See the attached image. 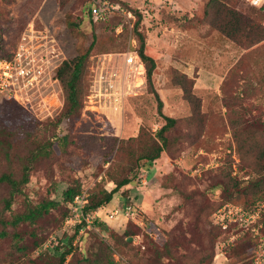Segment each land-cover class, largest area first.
Segmentation results:
<instances>
[{
  "label": "rangeland",
  "instance_id": "rangeland-1",
  "mask_svg": "<svg viewBox=\"0 0 264 264\" xmlns=\"http://www.w3.org/2000/svg\"><path fill=\"white\" fill-rule=\"evenodd\" d=\"M106 1L122 8L91 23L87 0H0V56L10 55L18 35L34 27L53 40L55 67L85 50L95 35L81 117L62 131L54 128L64 104L58 80L40 84L23 103L0 97V172L18 175L40 141H54L12 210L56 202L33 226L6 228L0 264H56L70 239L63 264L85 258H103V264L107 258L113 264H251L264 244V4ZM135 11L144 52L155 63L152 87L163 115L176 120L160 157L139 166L136 158L165 121L137 53ZM60 133H68L66 145L53 139ZM123 176L132 183L98 209L90 228L66 223L74 213L73 202L62 200L67 187L79 186L89 199ZM6 192L1 186L0 198ZM124 197L142 224L119 213L110 217ZM21 244L24 252L17 250Z\"/></svg>",
  "mask_w": 264,
  "mask_h": 264
},
{
  "label": "trees",
  "instance_id": "trees-1",
  "mask_svg": "<svg viewBox=\"0 0 264 264\" xmlns=\"http://www.w3.org/2000/svg\"><path fill=\"white\" fill-rule=\"evenodd\" d=\"M87 1L86 14L89 22L96 23L101 19L99 16L95 15V12L97 11L99 12L98 14H103L102 12L105 11L103 2L106 0ZM109 4L116 5L119 10L122 8L119 3L110 2ZM109 12L110 11L105 12L106 15ZM134 14L137 17V20L133 29L140 44L137 53L145 65L146 78L149 86L151 87V92L153 93L156 100L157 113L165 121L164 125L155 133L151 146L143 151L142 154H139L136 158L135 165L139 166L141 161H144L146 164L150 165L160 157V154L168 145V138L166 134L169 130L175 127L176 120L171 117H167L162 113L163 103L151 84V76L155 68V63L154 60L144 52V36L139 32L141 15L137 11H135ZM235 19L237 20L235 24H238V22L241 24L242 19ZM23 33L24 30L18 35L14 44V49L10 55L0 56V60H9L13 57V54L21 41ZM94 42L95 35H93L91 44L85 50H81L75 57L71 59L64 60L52 70V78L60 82L64 95L63 109L54 123V128L56 131H62L65 128V125H69L73 119L81 117L85 92L83 86V76L86 70L89 53L94 45ZM3 100L16 101L13 98L4 97ZM53 139H56L57 142L61 143L62 145H66L68 141V133L56 134V136H53ZM53 144L54 141H40L39 145L33 148L27 160L22 162L21 171L18 173V175H15L13 172L7 170L0 172V187H7L6 194L0 198V238L7 236V227H11L15 231L22 223H27L30 226H33L40 217H42L46 212H48V210H50V208H53L56 205V202L53 200H44L37 205H25L23 211H14L11 208L15 202V198L21 194L22 189L29 183L30 175L34 165L50 157L49 153L53 149ZM5 156H9L8 152H6ZM147 171L150 172V169H147ZM130 183H132V178L123 176L119 179H115L114 185L111 189L101 188L98 191L90 193L85 209L96 210L97 208L108 204L113 199V196L123 186H126ZM80 190L81 189L79 186L67 187L62 192L63 202L65 204L72 203L74 198L80 195ZM128 203V199L124 197L123 205L125 206ZM100 224V226H102V223ZM64 246L66 249L61 253L60 259L56 264H63L66 256L71 253V239L70 241H67ZM26 249L27 247L24 244H21L17 247V250L22 252H24ZM80 264H103V258H85ZM105 264H113V260L107 258Z\"/></svg>",
  "mask_w": 264,
  "mask_h": 264
},
{
  "label": "built area",
  "instance_id": "built-area-1",
  "mask_svg": "<svg viewBox=\"0 0 264 264\" xmlns=\"http://www.w3.org/2000/svg\"><path fill=\"white\" fill-rule=\"evenodd\" d=\"M252 7H260L264 4V0H242ZM105 11L103 14L95 15L102 19L107 11H117L116 5L103 2ZM36 29L32 27L30 32H24L21 41L9 60H0V97L13 98L19 103L29 101V94L39 91V85L47 81H54L52 78V70L54 59L56 58V49L53 40L47 35L37 34ZM41 33V32H39ZM55 82V81H54ZM41 88V87H40ZM87 195H78L74 198L73 214L66 218V223H82L85 222L86 227L90 228L94 220L98 217L96 210H86ZM123 214L130 218L134 223L139 224L142 219L140 213L135 207L122 205L120 210H114L110 213V217ZM225 216V215H224ZM226 228V224L223 225ZM251 264H264V244L260 245L252 257Z\"/></svg>",
  "mask_w": 264,
  "mask_h": 264
},
{
  "label": "water",
  "instance_id": "water-1",
  "mask_svg": "<svg viewBox=\"0 0 264 264\" xmlns=\"http://www.w3.org/2000/svg\"><path fill=\"white\" fill-rule=\"evenodd\" d=\"M131 239V238H130Z\"/></svg>",
  "mask_w": 264,
  "mask_h": 264
}]
</instances>
